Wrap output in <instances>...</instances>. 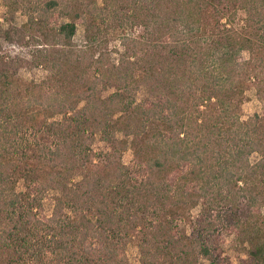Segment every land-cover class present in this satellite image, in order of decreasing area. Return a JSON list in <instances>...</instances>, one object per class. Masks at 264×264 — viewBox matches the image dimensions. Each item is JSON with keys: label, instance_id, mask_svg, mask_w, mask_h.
I'll return each mask as SVG.
<instances>
[{"label": "trees", "instance_id": "trees-1", "mask_svg": "<svg viewBox=\"0 0 264 264\" xmlns=\"http://www.w3.org/2000/svg\"><path fill=\"white\" fill-rule=\"evenodd\" d=\"M6 3L23 8L41 42L32 64L50 74L0 69V264H131L132 241L141 264H234L227 233L239 264H264V0ZM141 86L151 97L138 102ZM251 89L261 111L243 120ZM37 124L52 144L25 138Z\"/></svg>", "mask_w": 264, "mask_h": 264}, {"label": "rangeland", "instance_id": "rangeland-1", "mask_svg": "<svg viewBox=\"0 0 264 264\" xmlns=\"http://www.w3.org/2000/svg\"><path fill=\"white\" fill-rule=\"evenodd\" d=\"M22 7L10 8L6 3V0H0V69L8 67L11 72L19 76L21 81L30 82H42L46 79L50 72L43 67L33 66V55L36 50L41 46L39 39L33 38L36 32L29 30L24 25L27 21ZM64 20V19H63ZM66 20V19H65ZM137 30H140L139 28ZM138 34V33H137ZM103 48L107 49L112 56L114 61H117L119 55L124 52V47L121 44L122 35L120 31L109 30L103 32ZM74 43L78 46H82L86 43V28L83 24L78 25L77 33L74 37ZM114 89L104 91V96L109 95ZM136 100L142 102L145 98L151 97L146 87L141 86L137 89L135 94ZM261 111V104L256 96L254 89L247 92L246 100L243 102L240 112L243 120L248 119L255 113ZM62 116H57L56 119H61ZM52 119H49V121ZM43 124V122H41ZM41 124V125H42ZM40 124H37L35 129L30 128L29 132L25 135V138H30L32 140L37 139L41 143L52 144V139L49 138L45 140L40 133ZM32 133V135H31ZM36 133V137L33 136ZM120 138H124V135L118 133ZM94 151L99 154H104L111 150L109 144L103 141L99 136L94 143ZM134 153L130 145L127 151L123 155V161L129 164L133 159ZM258 154H254L251 157L253 162L259 159ZM55 191H50L47 193L44 200V206L46 213L51 214L54 208ZM200 207H197L191 211L188 215V222H180L181 226L190 230L189 223L194 221L200 215ZM191 224V223H190ZM127 255L131 264H141L140 252L135 241H132L127 246ZM222 254L225 258L234 264H239L241 258L245 257L244 253L239 248L235 234H226L222 243ZM58 264V263H56Z\"/></svg>", "mask_w": 264, "mask_h": 264}]
</instances>
